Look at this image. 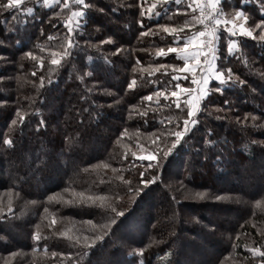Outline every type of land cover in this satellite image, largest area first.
<instances>
[{
  "label": "trees",
  "instance_id": "1",
  "mask_svg": "<svg viewBox=\"0 0 264 264\" xmlns=\"http://www.w3.org/2000/svg\"><path fill=\"white\" fill-rule=\"evenodd\" d=\"M89 2L82 28L72 34L56 15L62 1L55 7L28 2L34 15L0 9V200L20 203L10 214L0 206V264H185L188 246L208 253L206 261L190 264H260L261 257L233 233L246 227L252 203L264 200V42L226 58L224 68L245 84L230 81L222 93L210 91L198 123L173 147L169 133L183 130L189 118L184 105L176 108L167 96L177 80L162 76L164 68H142L181 66L176 53L157 56L146 49L167 44L158 26L192 32L187 7L177 5L181 17L164 20L171 8L151 19L140 15V4L150 5L145 0ZM223 6L260 8L256 19H264L258 4L224 0ZM14 15L19 24L9 29ZM149 29L154 40H141ZM53 31L61 37L50 42L46 35ZM69 35L75 46L64 55ZM108 37L112 44H100ZM217 87L220 82L212 81L210 89ZM18 111L25 114L23 123ZM246 113L257 119L238 123L236 117L243 120ZM146 151L156 159L138 157ZM224 208L238 218L228 222ZM96 236L103 239L90 246L75 239ZM256 243L264 251V240ZM10 252L18 253L15 259Z\"/></svg>",
  "mask_w": 264,
  "mask_h": 264
},
{
  "label": "rangeland",
  "instance_id": "2",
  "mask_svg": "<svg viewBox=\"0 0 264 264\" xmlns=\"http://www.w3.org/2000/svg\"><path fill=\"white\" fill-rule=\"evenodd\" d=\"M61 1H62V3L67 2L69 4V8H65V11H64V9L62 8V6H60V8H62V10L60 9L58 11L59 15H57L58 16L57 18H59L60 20H63L65 26H67V27L71 26V28H72L71 34H72L75 30H80L82 28L81 24H82V20L83 19H80V21H79L80 26H77V23L75 22L78 19L76 17H73L72 18V22L70 23V25H69V23H66V21H68V18L71 16V13L72 12L79 11L80 9H79V7H77L75 5L74 0H61ZM145 1H148V4L150 3V5L153 4V3H155L157 5V8H155L154 10H152L153 11V14H155L156 12L161 11L162 8L163 9L166 8V7L171 8L172 11L170 13H168L166 16H164V20H166L167 17L169 18V14H173V16L175 18H178V15H180V14L182 15V13H180V14L178 13V12L181 11V9L179 10V8H175L177 6V4L175 3V0H145ZM242 1L244 3H248V4L254 3V4H258L260 6L261 5H264V0H242ZM28 2L29 3L30 2H34V0H22V2L19 5V7L21 9H24V7L25 8L28 7L29 6V3ZM41 2H43V0H41ZM54 2H55V0H49V4L50 5L51 4H54ZM196 2H197V0H181L180 5L184 6V8L187 7L186 10L188 9L187 11H184L183 12L185 14V16H187L186 17L187 18L186 20L188 22H190L192 20L193 9L196 8ZM198 2L202 6H204V4H208L209 7H212V8L217 9L219 12H218V15L216 13V17H218V19L221 20L222 23L219 24V25H215V26H213L210 29L205 28L204 27V24H198V23L197 24H192V26H193L192 28L188 27L189 31H190V29H192V32L190 34L187 35L185 32L180 31L181 32L180 33V36L182 37L181 38V41H183L182 44L174 43L176 41H174L173 36L171 34V31H172L171 28L167 29L164 26H158V29L159 30H162L163 29L164 30V33H165V34H163V33L161 34V37H162L161 42L162 41H165V43H166V40H167V44L162 45V46H159V47H155L154 50L153 49H149V48H147L146 50H147V52H149V51L151 52L152 51V52H155L156 53L159 49H164L165 51H167V49L169 47H182V45L184 43H189L190 44L189 51L191 52V51L194 50V47H192V46H194L197 43V40L200 39L199 37H197V40H193L192 39V37L195 36L196 33L204 32V31L213 32V34L215 36H218L219 37V41L218 42L215 41L216 44H214L215 55L218 57L215 60V65H216L217 70H224V74H225L226 69L224 67L228 66L227 65V62H225V61H226V58L230 54H233V53L235 54L237 52L239 53L240 51L245 52V51H247V49H248V51H250V49H252V48L249 45L252 44V43L254 44L255 42H259L257 39H254L253 37H259V35H260V31L258 29L256 30L255 27H254L255 26V23L258 22V20L256 19V17L260 14V8H259V10L257 9V10H253V11L250 10V9L243 8L242 6H238L236 8H233V7L232 8H228V7L226 8V7L223 6L224 0H216L215 7H213V5L209 3V0H198ZM85 3L86 4H91L89 2V0H85ZM150 5H147V3H146V5L144 6V9H147ZM188 5H192V8H189ZM46 6H48V5H46ZM173 8H174L175 12H174ZM176 10H179V11H176ZM236 11H243V13L248 17V19L247 20H243L242 18H237L235 16V12ZM204 12L206 14L205 7H204ZM195 14L197 16L199 15V10L198 9L196 10ZM262 14L264 15V12H262ZM181 15H180V17H181ZM3 17L4 16H0V18H3ZM14 21H16V20H12V22L9 23V29L10 28H13L14 29L19 24L18 23V20L16 22H14ZM138 21H140V20H138ZM179 21L181 22L182 20H179ZM223 21H229V23L227 24V26L224 25ZM110 22L113 23L114 21H110ZM233 23H235L236 25H243L244 28L252 29L253 30V37H248L246 35H242L240 33L238 27H237V31H236V34L235 35L228 33L227 30H226V27H232L233 26ZM181 24H183V23H181ZM179 27H181V25H179ZM165 29H167V31ZM181 29L179 28V30H181ZM82 30H84V29H82ZM18 32L20 33V30ZM65 32H66V30H65ZM152 33H153V31H151V33H149V31H148V34L141 35V33H140L139 36L141 37V40H144L145 38H147L146 41H148L149 39H150V41H152V39H153ZM224 34H226V35H224ZM46 36L49 37L48 40L50 42L52 41L51 40L52 38L61 37L58 34V32H56V31H53L50 34H47ZM68 37H70V35ZM207 38L210 39L211 37H207ZM55 39L57 40V38H55ZM58 40H60L61 42L63 41L62 38H58ZM233 40L235 41V44L233 45V51H232V53H228V51H227L228 43L230 41H233ZM0 43H2V42L0 41ZM3 43L8 44L9 41L6 40ZM45 43H47V42H45ZM40 46H38V47H40ZM142 50H144V49H142ZM260 50H263L264 51V48L263 49H260ZM2 54H3V52H0V62L4 58V57H2ZM176 54L178 56V59L180 61H182L180 67L171 66V65H165L164 63H161V64L160 63H157V64L153 65L152 67L142 68V71H144V73L145 72H149L148 69H152L154 67L156 69L157 68H162V69L163 68L164 69L167 68V72L164 71L162 73V76L167 77L168 75H173L174 77H177V76H181L182 77L183 76V73L181 71H179V69H182L183 68V65L186 63V61L183 59V55L182 54H178V53H176ZM209 55L211 56V52H209ZM151 56H153V55H150L148 60L151 59ZM252 56L254 58H251V56L249 58L250 59L249 60L250 65L248 64V62H245V63L247 65H249L251 69H255L253 64H254V62L256 61L257 58H256L255 54L252 55ZM201 60L203 61V57H201ZM2 64L3 63H0V67L2 66ZM162 65L164 67H161ZM28 73L29 72H27L26 74H28ZM187 75L189 76V79L185 80V79L181 78L180 80H177L174 83L173 89H171L170 92L167 94L168 97L171 96L170 94H171L172 91H178L179 90L177 88V85H179L180 88H195L197 90V95L200 93L201 86L192 83V79H191V74L190 73L187 74ZM225 77H226V75H225ZM200 78H201L200 77V72H199V69H197L196 79L199 80ZM212 81H216V80H214V79H210L209 80V83L207 85V88L208 89L211 88ZM209 95H210V92H209V94L206 97H204L203 99L200 100V102L198 104L199 110L202 109L201 108L202 107V102H203L202 100H204L205 98H207ZM171 98H173V97H171ZM180 98H181V101H184L188 97H187V94L182 93ZM197 113H198V111L195 112V115H194V118L195 119H196ZM190 127H193V126H190ZM150 155L151 156H154L155 158L157 156V154H154L152 152L146 151V152H144L142 154H138V157L139 158H146L147 159V157L150 156ZM263 171H264V169H263ZM188 194L196 195L197 196V199H199L201 197V194L202 193L200 194L198 192H193L191 190V191H189ZM10 199H7V200H10ZM4 204H5V207H6L5 209L7 210L6 211L7 214H10L11 212H14V209H15L14 207L20 205V203L19 204H15V203H11V202L10 203L9 202H3V201L0 200V206H3ZM252 204H253V207H255L254 208V211L255 212L253 213V215L248 216L249 219L246 218L248 222L245 221L246 223L245 224H242L243 227L245 225H246V227L244 228L243 231L238 229V230H236L233 233L234 234V237H235V240H240L241 243L244 244V247L247 248L250 251L253 248H256V249L259 250L258 246H256V244H257L256 242L257 241L259 242L260 241V238H262V241L264 240V214H263L264 213V210H263V213L261 212V214L257 213L259 210H262L260 208H264V200H261L260 203L257 202V203H252ZM9 207H11V209H12L11 212H8V208ZM223 211H224L223 214H222L223 215V218H227L229 220L228 222L234 221V220H236L238 218V214L235 213V211L233 210V208H227V209L224 208ZM64 233H65V231H64ZM251 233H254L256 237L252 236ZM122 234L124 235V237L128 236V234H124V232H122ZM197 236L200 237L199 235H197ZM189 247L190 246L184 247L186 250L189 249L188 252H187V255L185 256V260H183L185 264H190V261H188L190 259H193V261H195V260L196 261H202V262L206 261V259L208 257V253L207 252H201L198 249H196V251H194V249H192V248L190 249ZM254 254H256V253H254ZM230 256H232V255H230ZM232 264H234V261H232Z\"/></svg>",
  "mask_w": 264,
  "mask_h": 264
},
{
  "label": "snow or ice",
  "instance_id": "3",
  "mask_svg": "<svg viewBox=\"0 0 264 264\" xmlns=\"http://www.w3.org/2000/svg\"><path fill=\"white\" fill-rule=\"evenodd\" d=\"M22 0H7L6 3L3 2V0H0V9L3 10H15L17 12L19 11H25L26 13L30 14V15H34V8L33 7H26L24 9H21L19 7V5L21 4ZM35 4L39 5L41 3V0H34ZM75 5L77 7H79V11H75L71 13V16L68 18V21H66V23H70L72 22V18L76 17L78 18L75 22L77 23V26H80L79 21L80 19H83L84 17H86V13L87 10L91 7L89 4L85 3V0H74ZM215 2L216 0H209V3L213 5V7H215ZM43 3L45 5H48L50 7H55L58 5H61V0H55L54 4H49V0H43ZM175 3L177 5H180L181 0H175ZM63 8H69V4L67 2L63 3L62 5ZM189 8H192V5H188ZM140 8H141V12L140 15L141 16H147L149 19L152 18L153 15V9L157 8V5L155 3L151 4L147 9H144V3L142 2L140 4ZM199 10V15L197 16L195 14L196 10ZM99 11L103 12V9H98ZM261 11L264 12V5H261ZM157 16L161 15L160 12H156L155 13ZM56 15H59V13H56ZM235 16L237 18H242L243 20H247L248 17L243 13V11H236L235 12ZM13 20H16V17L13 16L12 17ZM214 18L211 16V13H209L207 16L205 15L204 12V7L198 2H196V8L193 9V15H192V20L190 22H188L186 24V27H190L192 24H205V22L207 21V23H212V20ZM86 20H85V24H86ZM138 23H140L141 26H143V20L138 21ZM222 21L219 19H215V25H219L221 24ZM224 25L227 26V24L229 23V21H223ZM205 26L207 27V25L205 24ZM237 27L239 28V31L242 35H246L248 37H253V30L252 29H248V28H244L243 25H236L235 23H233L232 27H226V30L228 33L235 35L236 31H237ZM255 29H259L260 30V35L259 37H253L254 39H257L259 42H264V19H260L257 23H255ZM167 31V29H165ZM180 31L182 30H176L173 29L171 31V34L173 36L174 41H176L177 43L181 40V36H180ZM68 32L71 33L72 32V28L71 26L68 27ZM149 33H151V29H149ZM148 33H141V35H146ZM155 34V33H152ZM197 37H199L200 39L197 40ZM207 37H211V39H208ZM193 40H197V43L192 46L194 47L193 51H189L190 49V44L189 43H184L182 45V47H169L167 49V51H165L164 49H159L156 52L157 56H167L170 53H178V54H182L183 55V59L186 61V63L183 65L182 69H179V71H181L183 73V76H177L175 77L176 80H180L181 78L187 80L189 79V76L187 74H191V79H192V83L196 84V85H200L201 89H200V93L197 95V90L195 88H180L179 85H177V88L179 89L178 91H172L171 92V97L174 98L173 103L175 105L176 108H181V104L183 103L184 107L188 110L187 115H188V119H185L183 121V130L181 131H175V132H171L169 133L170 136L175 137V139L172 141L173 147L180 141V138L183 137L185 135L186 132H188L191 127L190 126H194L195 124L198 123V121L194 118L195 112L199 111L198 108V104L200 102L201 99H203L204 97H206L210 91H215L217 93H222L224 88L223 85L228 84L230 81L236 82L239 85H244L245 81L239 79L238 77L235 78L234 80V74L232 72L231 68L226 69L227 72V77H225L224 74V70H217L216 65H215V60L218 58L215 55V50H214V44H213V40H215L216 42L219 41V37L215 36L213 34V32H199L196 33L195 36L192 37ZM112 38L108 37L106 40H101L100 44H112ZM235 44V41H230L228 43L227 46V51L228 53H232L233 51V45ZM74 41L72 40L71 37H67L66 38V44H65V48L66 51L64 52V55H69V51H67V49H71L72 47H74ZM207 50V51H206ZM121 49L119 47L116 48V53H120ZM209 52H211V56L209 55ZM29 56H32V53L28 54ZM201 57H203V61L201 60ZM33 59H37L40 60L42 62V57H35L33 56ZM60 63V60L58 59H53L52 60V64L54 65H58ZM161 67H164L163 65ZM197 69H199L200 72V79L197 80L196 79V73H197ZM159 71V69H157ZM165 72H167V68L164 69ZM52 71H56L55 68L52 69ZM89 75H91V73H89ZM4 78L2 76H0V80H3ZM43 77H40L41 83H43ZM81 79H83V77H81ZM210 79H214L216 81L220 82V87H217L215 89H208L207 85L209 83ZM136 81L135 79H133L131 82L128 83L127 87L129 89H133L135 87ZM185 93L187 94V99H185L184 101H181V94ZM148 99L150 100L151 97H148ZM0 103H3V101H0ZM225 104H227V101H225ZM17 115L19 117V122L23 123L24 122V113H20L19 111L17 112ZM251 119V121H255L257 118L255 116H251V114L246 113L244 115L243 120H241L240 117H236V120L238 123L244 124L245 122L249 121ZM17 120H13L12 124H16ZM169 124H171V121H168ZM209 132H211V129H208ZM157 139H159V137H157ZM5 143H7L8 145L12 144V140L8 139L5 141ZM207 144H212L214 143L211 140H206ZM260 143H264V141H261ZM172 151V148L169 147L166 151H163V157H167L169 155V153ZM163 157L161 159H163ZM148 161L151 162L153 160H155L156 158L154 156H148L147 157ZM157 167H159V162H157ZM149 167H152V164L149 163ZM150 181H144L143 183L147 184ZM83 196V193L80 194H75L74 196ZM202 195V194H201ZM54 197H49V199H53ZM91 199V198H89ZM217 200H221L223 199V197L217 196L216 197ZM76 201L74 199H68L65 201V203L71 204V203H75ZM2 211V210H0ZM12 209L11 207L8 208V212H11ZM45 211H47V209H45ZM122 215V213L120 214ZM113 223L115 221H112ZM53 223H55V221L53 220ZM66 233H62V235H65ZM35 239L37 241H39L41 239V236L39 235V233L35 234ZM75 239L80 242V243H84L88 246H90L91 243H94L95 240H101L103 239V236H96L93 238V240L91 242H89V239L87 237H84L83 239H81L80 237H75ZM141 252L143 251V249L140 250ZM251 251L253 253L258 254L261 257L260 260V264H264V251H259L256 248L251 249ZM18 255V253L16 252H10L9 253V257H11L12 259H15V257ZM53 256L56 255V253L52 254ZM5 264H8V261H5Z\"/></svg>",
  "mask_w": 264,
  "mask_h": 264
},
{
  "label": "built area",
  "instance_id": "4",
  "mask_svg": "<svg viewBox=\"0 0 264 264\" xmlns=\"http://www.w3.org/2000/svg\"><path fill=\"white\" fill-rule=\"evenodd\" d=\"M204 4V3H203ZM203 7H205V9H206V16L209 14V13H211V16L214 18L213 20H212V23H207V21L205 22V24L207 25V27L205 26V24H204V27L205 28H207V29H210V28H212L213 26H215V19H218V17H216V13H217V15H218V10L217 9H215V8H212V7H209V5L208 4H204V6ZM211 39V38H210ZM213 44H216V42H215V40H213Z\"/></svg>",
  "mask_w": 264,
  "mask_h": 264
}]
</instances>
